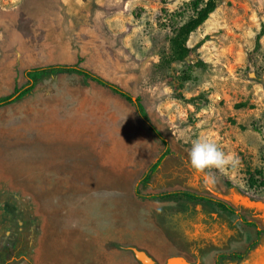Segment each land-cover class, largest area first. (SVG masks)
<instances>
[{
  "label": "rangeland",
  "instance_id": "1",
  "mask_svg": "<svg viewBox=\"0 0 264 264\" xmlns=\"http://www.w3.org/2000/svg\"><path fill=\"white\" fill-rule=\"evenodd\" d=\"M190 1L0 0V97L26 84L25 70L73 65L80 57L81 67L140 97L170 150L164 192L184 190L223 200L264 230V186L259 185L264 180V0H217L214 13L189 38L190 57L164 67L162 57H168L173 29L192 15ZM188 66L191 79L182 82L179 76ZM110 108L119 110L139 136L153 137L154 149L163 146L131 104L74 74L46 77L23 99L0 108V221L9 217L14 223L17 218L6 204L7 196L19 197L25 188L32 189V181L27 183L24 176L17 175V169L32 166L18 158L33 154L34 150H25V146L33 142L35 130L50 123L73 124L75 132ZM197 139L216 143L235 163L222 173L213 170L214 179L207 181L189 163L191 143ZM36 145L39 152L41 144ZM80 148L76 145L72 154L77 155ZM53 149L50 151L56 154ZM81 163L74 162L71 174L82 179L75 178L73 185L81 183L76 187L82 193L75 194H83L85 201L82 208L72 207L70 218L82 213L86 223H96L84 232L91 238L95 263L104 264L98 254L101 249L105 264H118V260L128 264L125 251L120 258L114 257L112 250L125 242L150 250L162 247L154 244L162 241L165 258L162 252L152 255L155 264H162L167 247L173 245L152 215V210L162 206L136 195V190L132 196L127 194L130 179L110 174L101 164L96 168L91 165L87 174L80 175L84 169ZM59 170L57 173L66 172ZM255 171L262 173L261 178L254 175L257 181L251 182L248 174ZM70 189L75 191L72 186ZM176 201L187 213L191 211L189 216L195 212L196 220L202 215L203 233L231 224L237 236L246 240L251 234L236 216L214 205L183 197ZM8 224L0 222V229ZM104 238L113 244H99ZM106 244L108 249H104ZM242 244L236 240L231 250ZM203 264H209L206 258Z\"/></svg>",
  "mask_w": 264,
  "mask_h": 264
},
{
  "label": "crops",
  "instance_id": "2",
  "mask_svg": "<svg viewBox=\"0 0 264 264\" xmlns=\"http://www.w3.org/2000/svg\"><path fill=\"white\" fill-rule=\"evenodd\" d=\"M107 112L98 117L97 121L88 120L83 123L75 132L73 124L72 127L66 125L63 127L50 123V126H41L35 130L37 132L33 142L25 146V150L33 149V154L31 157L27 155L25 159L18 158L19 162L24 160L30 162L32 166L17 169V175L24 176L27 183L31 184L29 179L32 181V189L25 188L19 193V197L7 196L6 204L13 209L12 212L17 218L14 223L9 217L1 218L0 222L9 224L6 229H0V264H97L95 257L90 253L91 238L84 234L96 223L94 221L86 223L82 213L70 218L74 214L73 208L75 209L76 205L82 208L85 201L82 200L83 194H75L82 193L76 187L81 183L73 185L75 178L76 181H82L79 176L71 174L75 172L72 166L76 160L83 162V165L81 163L83 171H76L80 175L87 174L91 165L96 168L97 164H101L110 174L130 179V187L126 192L131 193V196L135 190L141 191L142 194L165 191V162L172 160L170 155L162 160L155 172L149 175L146 183H143V178L161 155L163 146L158 145L157 149H154V138L139 136L138 132L131 129L119 110L110 108ZM36 144H41L39 152L35 150ZM76 145L81 148L77 150V155H73ZM53 147V150L57 151L56 154L50 151ZM54 166L57 167V171L60 169L59 171H66L69 174L57 173ZM11 169L14 170V167ZM71 186L75 191L70 189ZM28 193L30 195L25 196ZM88 196L90 198V194ZM71 200L76 202L71 203ZM153 201L162 206L160 210H152L154 221L164 234L170 237L169 241L172 240L173 244L167 247L166 259L162 264H166L171 258H181L189 264H203L206 258V262L211 264L212 261L214 264L215 257L219 254L244 252L247 246L257 239L258 229L263 233L247 256L239 260H222L220 264H264V230L256 221L244 218L236 207L231 205L241 217L257 225L244 226L236 216L241 225L247 227L244 231L251 232L246 240L234 233L231 224H222L218 227L219 232L203 233L200 226L202 215H197L198 220L195 212L189 216L191 211L187 213L178 201ZM165 203L170 205L165 207ZM11 223L13 224L9 227ZM105 240L104 238L99 244L105 242L108 246L113 244ZM236 240L243 242L242 247L231 250ZM161 242L156 241L154 244L158 243L162 247L153 246L150 250L136 243L125 242L118 249L113 246L117 251L112 250V253L115 254L114 257L120 255L122 258L123 250L129 257L128 264H144L135 257L133 252L135 249L155 264L156 259L152 255L156 252H162L165 258V244ZM72 243L74 248L71 247ZM108 246L106 244L104 249ZM98 252L101 262L105 264L104 250ZM114 260L115 258L112 259ZM118 264H122L121 260H118Z\"/></svg>",
  "mask_w": 264,
  "mask_h": 264
},
{
  "label": "trees",
  "instance_id": "3",
  "mask_svg": "<svg viewBox=\"0 0 264 264\" xmlns=\"http://www.w3.org/2000/svg\"><path fill=\"white\" fill-rule=\"evenodd\" d=\"M188 8L192 12V15L182 24L178 25L173 29V35L170 39V46L168 51V57H162V64L171 65L173 63H183L185 62L190 55L193 53V49L188 46V41L190 36L202 26L214 13L217 8V0H191L188 4ZM259 41L256 42V47L258 48ZM82 59L79 57L77 62L73 65H48L42 67H36L32 69L25 70L23 76L26 80V84L21 88H15L13 92L7 96L0 97V108L14 104L15 102L23 99L28 95L36 86V84L46 77L58 76V75H77L83 78L86 81L95 83L103 89L110 91L113 95L121 97L123 100L131 104L139 117V119L147 126L149 131H151L157 139L163 144V151L153 166L149 169L147 175L143 178V183L149 178V175L157 169L161 164L162 160L170 154L168 148V143L163 138L161 133L152 125L148 114L141 103L139 96H133L129 92L125 91L122 87L117 84L102 78L101 76L93 73L92 71L81 67L80 63ZM191 68L188 66L185 70L181 71L179 79L182 82L189 81L191 79ZM249 175V181L256 182L254 175H258L259 179L261 178L262 173L259 171L253 172ZM259 185L264 186V180L259 182ZM136 195L147 200H156V201H176L179 197H183L190 200L202 201L211 205H214L220 211L228 214L239 217L241 223L244 226H253L257 227L254 222H249L245 220L241 215L227 202L214 199L211 197L199 195L189 191L178 190L173 192H163L151 195L140 194L136 190ZM257 239L251 242L247 249L244 252H235L231 254H219L215 257L214 264H220V261H230V260H239L244 258L249 254V252L257 245L260 235L263 233L261 230H257Z\"/></svg>",
  "mask_w": 264,
  "mask_h": 264
},
{
  "label": "clouds",
  "instance_id": "4",
  "mask_svg": "<svg viewBox=\"0 0 264 264\" xmlns=\"http://www.w3.org/2000/svg\"><path fill=\"white\" fill-rule=\"evenodd\" d=\"M190 167L207 181L214 179L213 170L223 172L229 165H233V157L226 155L218 145L208 140H193L189 150Z\"/></svg>",
  "mask_w": 264,
  "mask_h": 264
},
{
  "label": "water",
  "instance_id": "5",
  "mask_svg": "<svg viewBox=\"0 0 264 264\" xmlns=\"http://www.w3.org/2000/svg\"><path fill=\"white\" fill-rule=\"evenodd\" d=\"M1 247V245H0ZM134 255L135 257L142 263L144 264H153L152 261L147 258L142 252L136 251L135 249H133ZM166 264H188L187 262H185L183 259L181 258H171L167 261Z\"/></svg>",
  "mask_w": 264,
  "mask_h": 264
},
{
  "label": "flooded vegetation",
  "instance_id": "6",
  "mask_svg": "<svg viewBox=\"0 0 264 264\" xmlns=\"http://www.w3.org/2000/svg\"><path fill=\"white\" fill-rule=\"evenodd\" d=\"M11 212H9V214H10ZM11 215V214H10Z\"/></svg>",
  "mask_w": 264,
  "mask_h": 264
}]
</instances>
